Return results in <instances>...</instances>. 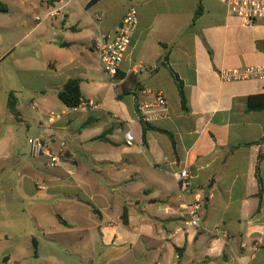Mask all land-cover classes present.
I'll use <instances>...</instances> for the list:
<instances>
[{"label":"crops","instance_id":"obj_1","mask_svg":"<svg viewBox=\"0 0 264 264\" xmlns=\"http://www.w3.org/2000/svg\"><path fill=\"white\" fill-rule=\"evenodd\" d=\"M76 1L42 0L44 17L35 16L28 30L0 0V177L9 165L23 171L10 193H22L38 213L39 231L56 220L87 236L83 253L79 241L64 245L87 264H264V111L248 110L264 81L220 78L223 70L264 66V18L242 27L218 0ZM131 8L139 24L112 80L94 41L115 34ZM84 31V41L72 37ZM165 55L183 82L185 109ZM70 79L81 80L84 100L97 109L62 103L58 93ZM158 93L168 116L144 136L137 107ZM11 94L17 115L8 107ZM36 137L53 152L64 143L70 163L24 162L18 151ZM185 168L184 199L205 197L196 230L185 228L179 208L177 174Z\"/></svg>","mask_w":264,"mask_h":264},{"label":"built area","instance_id":"obj_2","mask_svg":"<svg viewBox=\"0 0 264 264\" xmlns=\"http://www.w3.org/2000/svg\"><path fill=\"white\" fill-rule=\"evenodd\" d=\"M222 3L228 13L239 19L242 27H252L258 20L264 18V0H218ZM58 11L51 12L48 17L53 18L58 15ZM40 21V18H37ZM139 24L138 11L131 8L123 18L121 26L113 35L100 34L94 41L93 49L96 53L99 64L105 73L115 80L121 70L130 46L132 35ZM220 78L226 83H235L241 81L258 80L264 81V66L246 67L244 69H227L220 72ZM84 107L97 109L98 105L89 101L83 103ZM140 120L146 124H151L157 119H163L168 116V101L166 97L158 93L154 100L142 102L137 107ZM56 117L51 116L50 123ZM126 143L133 146L134 136L131 132L126 133ZM30 155L34 159H45L51 168L62 167L70 163L71 158L65 151V144L60 145L58 152H53L47 142L36 137L30 141ZM180 187L181 198L183 201L179 208L186 214L187 220L185 228L198 229L202 220V211L205 206V197L201 193H194L193 200L187 201L185 194L190 188V173L187 168L182 169L177 174ZM39 189H42L40 186Z\"/></svg>","mask_w":264,"mask_h":264},{"label":"rangeland","instance_id":"obj_3","mask_svg":"<svg viewBox=\"0 0 264 264\" xmlns=\"http://www.w3.org/2000/svg\"><path fill=\"white\" fill-rule=\"evenodd\" d=\"M7 1L10 5V13L23 16L28 24V30L34 26L35 16L44 17L43 13L41 14L42 9L39 8L42 0H24L23 4L21 0ZM120 1L128 5L124 0ZM74 2L77 1L74 0ZM86 35L84 31L79 35L72 34V37L84 41ZM76 46L78 47L79 44ZM27 145L26 140L25 146L18 152L21 153L22 160L31 165L34 160L30 156V149ZM7 170L5 177H0V264H56L53 263L52 256L58 259V264H87L85 259L75 254L71 256L65 254L68 249H64V245L66 242L79 241L81 253H83L87 248L88 237L84 234L78 236L69 233L56 220H54L56 224L48 223L46 231H39L36 227L38 213L21 198L22 193H10L9 191L14 182L19 179L18 173L23 174L22 166L19 169L16 165H9ZM34 239L37 240V245Z\"/></svg>","mask_w":264,"mask_h":264},{"label":"trees","instance_id":"obj_4","mask_svg":"<svg viewBox=\"0 0 264 264\" xmlns=\"http://www.w3.org/2000/svg\"><path fill=\"white\" fill-rule=\"evenodd\" d=\"M95 1L96 0H94L92 2H95ZM2 9H3V7H1V4H0V10H2ZM201 14H202V7L199 6L196 13H195L194 19H193V25L195 24L197 19L201 16ZM167 60H168V55H165L163 65L166 66L167 68H169L170 72L173 74V77L175 79V82L177 84V87L179 89V93L181 96L182 106L185 109L186 108V99H185V94H184L183 82L181 81L179 76L169 67V65H167ZM80 85H81V80L70 79L64 85V87L59 91V93H58L59 99L62 101V103L67 108L76 109V108L81 107L83 105V103L86 102L84 100L82 94H81ZM8 107H9V110L13 114L17 115V111L15 108V99H14L13 94H11L9 97ZM248 110L249 111H264V94L251 96L248 99ZM142 125H143L144 136H145L146 131L148 129H150L151 127H150V124H146L144 122H142ZM99 139L105 140L106 137H105V135H103V136L99 137ZM127 214H128V211L125 210L124 214H123V220L124 221L127 220V217H128Z\"/></svg>","mask_w":264,"mask_h":264},{"label":"water","instance_id":"obj_5","mask_svg":"<svg viewBox=\"0 0 264 264\" xmlns=\"http://www.w3.org/2000/svg\"><path fill=\"white\" fill-rule=\"evenodd\" d=\"M64 47H69V45L64 44ZM6 261H8V259Z\"/></svg>","mask_w":264,"mask_h":264}]
</instances>
